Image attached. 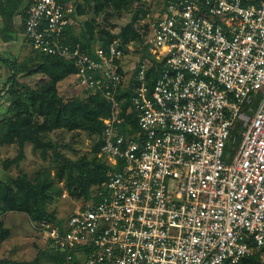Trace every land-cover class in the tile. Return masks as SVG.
<instances>
[{"label":"built area","instance_id":"1","mask_svg":"<svg viewBox=\"0 0 264 264\" xmlns=\"http://www.w3.org/2000/svg\"><path fill=\"white\" fill-rule=\"evenodd\" d=\"M162 8L145 41L160 65L149 89L150 61L125 67L120 39L89 51L65 43L73 3L27 0V44L75 64V88L111 103L98 154L111 170L98 200L80 202L62 232L38 229L64 264H239L257 254L264 264V0Z\"/></svg>","mask_w":264,"mask_h":264},{"label":"trees","instance_id":"2","mask_svg":"<svg viewBox=\"0 0 264 264\" xmlns=\"http://www.w3.org/2000/svg\"><path fill=\"white\" fill-rule=\"evenodd\" d=\"M71 2L74 5L75 12L72 15L74 24L67 27L64 36L65 43L70 46H79L82 51H89L95 45L107 46L114 39L118 38L121 42V49L130 56L129 47L134 42L142 44L140 60L148 59L151 67L146 72V85L151 89L158 77L160 65L150 55H148L147 40L148 32L145 36L132 27L131 24L123 28L117 35L105 32V38H100L98 43L95 26L93 21L83 22L82 28L78 34L74 33V25L78 16L86 12L77 0H63ZM86 3L93 4L94 15L108 13L110 11L123 13L128 11L132 5V0H85ZM168 0H162L163 5ZM91 8V9H92ZM19 5L14 0L0 2V18L3 25L0 28L1 33H11L13 19L19 14ZM163 11V8L161 12ZM22 34L24 33V21L26 17L25 9L22 10ZM136 16H134V21ZM31 48V47H30ZM32 49V48H31ZM33 50V49H32ZM36 53L35 58H31L33 65L30 74H41V80L35 88H29L19 84L17 73L21 70L26 71L28 66L26 62L17 65L13 61H8L0 57V63L10 69L11 76L6 82L5 93L9 97V107L0 119V145L10 146L17 145L19 154L14 160L6 164L9 168L12 163H18L24 158V146L26 143L32 145L33 151H40V155L45 158L47 151L52 149V145L45 142L43 135L64 129L70 132L87 131L97 135L98 141L95 147V157L91 161L72 162L71 160L61 158L59 154L55 169V179L58 183L65 184L64 188L71 197L79 202L85 203L91 200L97 201V192L101 185L106 181V174L111 170V165L101 158L98 154L101 151L102 135L104 124L102 120L111 114V103L103 98L100 92L94 94L90 91H81L83 96L65 101L58 93V83L72 77L76 72L75 64L63 59L49 56L43 53ZM20 86L18 88L17 86ZM17 87V88H16ZM133 95L128 89L120 93L123 100L121 117L124 118L123 133L126 136L132 135L136 130L134 121V112L127 113L130 107V99ZM131 125V128L128 126ZM129 128V129H127ZM237 127L232 136L237 137L234 144L236 148L240 142L241 135ZM231 147H227L229 151ZM61 158V159H60ZM60 159V160H59ZM94 187V188H93ZM63 187L56 185L53 178L49 175H37L30 179L26 174H20L16 177L0 179V216L8 212H18L25 214L31 222L37 227L42 224L57 227L62 232L66 220H57L53 213L48 212L47 206L55 195H61L64 192ZM65 194V193H64ZM10 236V230L5 227L3 220L0 218V247L1 244ZM48 239V238H47ZM0 264H64V259L59 250L54 247L51 240H47V247L39 252L38 256L29 262L11 261L0 259ZM239 264H261L259 255H254L243 259Z\"/></svg>","mask_w":264,"mask_h":264},{"label":"rangeland","instance_id":"3","mask_svg":"<svg viewBox=\"0 0 264 264\" xmlns=\"http://www.w3.org/2000/svg\"><path fill=\"white\" fill-rule=\"evenodd\" d=\"M6 0H0L3 2ZM19 5V13L22 12L26 2L24 0H14ZM132 5L128 11L117 13L110 11L101 13L95 16L92 8L93 4L86 3L85 0H77L78 5L84 8L85 14L78 16L74 25V33L78 34L82 28L83 22L93 21L95 26V34L98 43L100 38H105V32L117 35L123 28L132 25L140 35L145 36L149 30V25L160 14L163 2L162 0H132ZM92 8V9H91ZM22 15V13H21ZM134 16H136L135 20ZM15 17H17L15 19ZM13 19L11 33H1L0 29V57L8 61H13L17 65H22L26 62L28 69L19 71L16 75L19 84L29 88H35L38 83L43 80L41 74H30L33 65L30 62L31 58H35L36 53L30 48L22 36V17L16 15ZM3 21L0 18V28ZM148 36V35H147ZM143 44V43H142ZM142 44L134 42L131 44V54L125 59V67L131 68L136 64V60L141 56ZM11 76L10 69L0 63V119L5 114L9 107V97L6 95V82ZM130 73L128 76L129 80ZM18 88L21 87L18 85ZM16 87V88H17ZM59 95L65 100H71L83 96L79 94L78 89L72 84V77H67L57 85ZM238 130V129H237ZM243 130H238L242 133ZM45 142L52 145V149L47 151L46 157L40 155V151H33L32 145L26 143L23 149L24 158L22 161L12 163L9 168L6 164L14 160L19 154L17 145L2 146L0 145V179L16 177L20 174H26L30 179L37 175H49L60 188L65 187L64 182L58 183L55 179L56 165L59 164L58 155L61 158L71 160L72 162L91 161L95 157V147L97 146V135L87 131L70 132L64 129L55 130L42 136ZM60 158V159H61ZM59 159V160H60ZM98 159V157H97ZM94 188V187H93ZM61 195H55L54 199L48 203L47 210L53 213L57 220H66L76 207L80 204V200H75L64 189ZM6 228L10 230V236L1 244L0 259L11 261H32L39 252L47 247V237L41 232L37 225L23 213L8 212L1 215Z\"/></svg>","mask_w":264,"mask_h":264},{"label":"crops","instance_id":"4","mask_svg":"<svg viewBox=\"0 0 264 264\" xmlns=\"http://www.w3.org/2000/svg\"><path fill=\"white\" fill-rule=\"evenodd\" d=\"M24 2H26V4H27V0H24ZM26 4L24 5V8H23V10L24 9H26ZM18 17L19 18H21L22 17V15H21V12L18 14ZM17 17H15V19H16ZM24 38V37H23ZM25 40V39H24ZM27 43V42H26Z\"/></svg>","mask_w":264,"mask_h":264}]
</instances>
